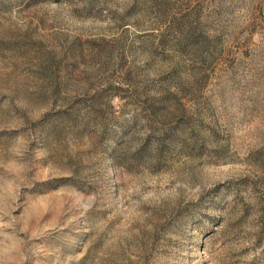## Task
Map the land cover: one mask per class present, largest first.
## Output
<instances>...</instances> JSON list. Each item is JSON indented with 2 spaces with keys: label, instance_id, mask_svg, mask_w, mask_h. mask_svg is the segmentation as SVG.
I'll use <instances>...</instances> for the list:
<instances>
[{
  "label": "rangeland",
  "instance_id": "rangeland-1",
  "mask_svg": "<svg viewBox=\"0 0 264 264\" xmlns=\"http://www.w3.org/2000/svg\"><path fill=\"white\" fill-rule=\"evenodd\" d=\"M0 264H264V0H0Z\"/></svg>",
  "mask_w": 264,
  "mask_h": 264
}]
</instances>
